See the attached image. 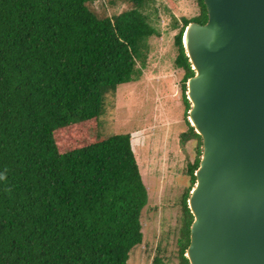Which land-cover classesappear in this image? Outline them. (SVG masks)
I'll list each match as a JSON object with an SVG mask.
<instances>
[{"label":"trees","instance_id":"trees-1","mask_svg":"<svg viewBox=\"0 0 264 264\" xmlns=\"http://www.w3.org/2000/svg\"><path fill=\"white\" fill-rule=\"evenodd\" d=\"M95 1L0 0V264H129L144 242L149 195L131 134L92 138L88 128L99 124L108 96L142 78L149 40L159 36L147 14L153 0H132V9L112 17L100 16ZM196 1L198 16L173 23L187 117L195 72L183 36L208 19ZM187 123L180 141L192 143L194 157L177 264H190L188 199L202 154Z\"/></svg>","mask_w":264,"mask_h":264},{"label":"water","instance_id":"water-1","mask_svg":"<svg viewBox=\"0 0 264 264\" xmlns=\"http://www.w3.org/2000/svg\"><path fill=\"white\" fill-rule=\"evenodd\" d=\"M183 36L195 74L188 120L202 140L190 264H264V0H203Z\"/></svg>","mask_w":264,"mask_h":264},{"label":"rangeland","instance_id":"rangeland-1","mask_svg":"<svg viewBox=\"0 0 264 264\" xmlns=\"http://www.w3.org/2000/svg\"><path fill=\"white\" fill-rule=\"evenodd\" d=\"M132 0H96L92 8L100 16L118 15L132 9ZM147 14L159 36L149 40L147 67L137 82L118 87L108 96L99 124H92V138L131 134L138 141L133 151L148 191L149 204L142 216L144 242L134 248L129 264H177L181 198L190 186L187 162L193 145L181 144L188 117L182 100L184 72L175 67L177 56L173 29L175 19L199 15L196 0H153ZM189 113V111H188ZM132 144V143H131Z\"/></svg>","mask_w":264,"mask_h":264},{"label":"crops","instance_id":"crops-1","mask_svg":"<svg viewBox=\"0 0 264 264\" xmlns=\"http://www.w3.org/2000/svg\"><path fill=\"white\" fill-rule=\"evenodd\" d=\"M132 138H133V135H132ZM131 143H132V149H134V147H136L134 144L137 143V145H138V141L137 140H134V139L131 140Z\"/></svg>","mask_w":264,"mask_h":264},{"label":"clouds","instance_id":"clouds-1","mask_svg":"<svg viewBox=\"0 0 264 264\" xmlns=\"http://www.w3.org/2000/svg\"><path fill=\"white\" fill-rule=\"evenodd\" d=\"M4 178V176L2 174H0V179Z\"/></svg>","mask_w":264,"mask_h":264}]
</instances>
